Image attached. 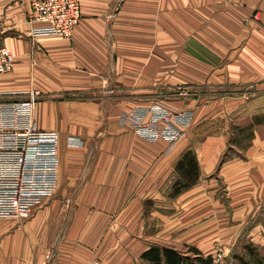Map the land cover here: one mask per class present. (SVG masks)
<instances>
[{"label": "crops", "instance_id": "obj_1", "mask_svg": "<svg viewBox=\"0 0 264 264\" xmlns=\"http://www.w3.org/2000/svg\"><path fill=\"white\" fill-rule=\"evenodd\" d=\"M31 1L0 0L14 56L0 101L38 92L36 128L60 135L58 186L28 220L0 219V264H149L151 246L228 247L264 203V0H79L70 40L32 38ZM156 102L192 111L179 141L130 130L129 113ZM187 150L199 178L173 197Z\"/></svg>", "mask_w": 264, "mask_h": 264}, {"label": "built area", "instance_id": "obj_2", "mask_svg": "<svg viewBox=\"0 0 264 264\" xmlns=\"http://www.w3.org/2000/svg\"><path fill=\"white\" fill-rule=\"evenodd\" d=\"M30 36L37 39L70 40L81 18L79 0H32ZM14 56L0 45V74L13 70ZM192 94L187 87L176 90L179 98ZM39 94L25 101H0V219L23 222L33 208L56 193L60 167L57 131L35 126L34 108ZM130 130L149 142L175 143L189 129L192 111H175L156 102L129 113ZM214 264L221 255L213 256ZM87 264H100L97 259Z\"/></svg>", "mask_w": 264, "mask_h": 264}, {"label": "trees", "instance_id": "obj_3", "mask_svg": "<svg viewBox=\"0 0 264 264\" xmlns=\"http://www.w3.org/2000/svg\"><path fill=\"white\" fill-rule=\"evenodd\" d=\"M199 178V168L194 151L187 150L175 165L174 177L171 183V196L175 197L181 192L192 187ZM245 259L240 258L241 264H264V256L250 245L246 247ZM141 258L149 264H212L210 256L204 257L203 253L193 246H187L186 252L170 247L151 246L145 250Z\"/></svg>", "mask_w": 264, "mask_h": 264}, {"label": "rangeland", "instance_id": "obj_4", "mask_svg": "<svg viewBox=\"0 0 264 264\" xmlns=\"http://www.w3.org/2000/svg\"><path fill=\"white\" fill-rule=\"evenodd\" d=\"M253 238L254 242L252 241ZM250 244L257 249L259 254L264 256V203L255 209L251 218L245 220L239 236L228 247L220 248V250L214 251L211 255L203 254V256H210L212 264H214L213 256L217 255H221L222 264H241L240 258L242 256L245 259L248 258L245 256V247ZM177 247L180 251L186 252L187 245L180 244Z\"/></svg>", "mask_w": 264, "mask_h": 264}]
</instances>
